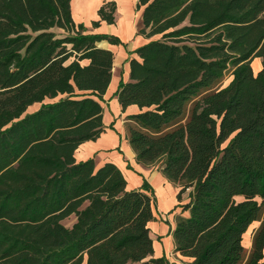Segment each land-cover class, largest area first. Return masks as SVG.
I'll return each instance as SVG.
<instances>
[{"label":"trees","instance_id":"1","mask_svg":"<svg viewBox=\"0 0 264 264\" xmlns=\"http://www.w3.org/2000/svg\"><path fill=\"white\" fill-rule=\"evenodd\" d=\"M115 8L104 1L92 25L114 22ZM139 8L148 40L115 93L121 109L139 107L127 117L136 162L158 163L188 211L175 216L173 251L185 264H264V0ZM84 31L70 0H0V264H169L152 256L146 179L127 189L114 163L74 156L105 127L113 52L97 42L121 43Z\"/></svg>","mask_w":264,"mask_h":264},{"label":"crops","instance_id":"2","mask_svg":"<svg viewBox=\"0 0 264 264\" xmlns=\"http://www.w3.org/2000/svg\"><path fill=\"white\" fill-rule=\"evenodd\" d=\"M104 1L109 0H70L72 19L75 23H83L84 33L109 34L118 37L121 41L117 44L110 43L106 39L97 42L98 46L108 48L113 52L111 78L102 94L101 101L102 121L105 127L96 139L82 142L75 150L74 156L76 160L92 157L96 166L104 162L114 163L125 176L127 189L139 188L143 179H146L155 197L154 215L171 216L169 223L159 225L156 223L154 226V229L160 231L159 235L163 234V236L159 239H152V256L164 255L169 264H185L190 259L173 251L171 230L174 227L175 216L178 214L185 216L188 211H182L177 205L179 203L176 198L178 188L162 175L159 167L136 162L135 153L127 139V124L130 121L127 117L138 112L139 107L130 104L124 110L121 109L115 93L120 79L129 81V57L138 58L134 49L148 40L137 33L141 26V8L135 9L134 6L133 9L132 5L137 0L130 5L123 4V0H114L116 6L114 22L107 23L105 20H100L97 26H93L92 21L99 20L97 9ZM252 66L257 71L261 66L260 58H254ZM187 201L188 198L185 202ZM69 217L71 221L68 226L75 221L74 214ZM154 220L149 221V227H152ZM258 224L259 221H254L243 233V245L247 252L251 245L252 232ZM81 264H85V260Z\"/></svg>","mask_w":264,"mask_h":264},{"label":"rangeland","instance_id":"3","mask_svg":"<svg viewBox=\"0 0 264 264\" xmlns=\"http://www.w3.org/2000/svg\"><path fill=\"white\" fill-rule=\"evenodd\" d=\"M120 1V0H119ZM134 0H123V4L125 5H130L133 3ZM136 2V1H135ZM135 2L133 3L132 7L134 9L135 6ZM55 32L58 35H64L65 32L62 29H58V28H54ZM158 37V36H156ZM231 79V75H230V71H227L223 77V79L220 82V85H225L226 83H228V81ZM58 97L54 98L57 99ZM50 99H45V101H49ZM39 106V103H34L30 106L27 107L26 112H31L33 110H35L37 107ZM153 166H157L158 167V163L154 164ZM178 188V187H177ZM187 190L182 194V201L181 203L185 202L187 200ZM155 216V220H154V224L152 225V227L150 228V236L152 237V239H159L161 236H163V234L159 235L160 231L157 229H154L155 224L157 223L159 224H164V223H169L171 220V216L170 215H154ZM71 221V217H67L65 219L62 220V223L66 226H68L70 224Z\"/></svg>","mask_w":264,"mask_h":264}]
</instances>
